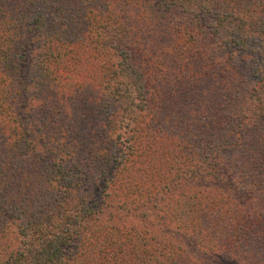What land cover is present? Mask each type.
Returning a JSON list of instances; mask_svg holds the SVG:
<instances>
[{
	"label": "trees",
	"instance_id": "trees-1",
	"mask_svg": "<svg viewBox=\"0 0 264 264\" xmlns=\"http://www.w3.org/2000/svg\"><path fill=\"white\" fill-rule=\"evenodd\" d=\"M174 11L180 17L168 21ZM202 21L206 31L197 32L213 37L218 56L200 53L196 40L181 46ZM31 27L39 34L29 38ZM173 55L174 72L163 59ZM244 55L260 60L251 79L240 65ZM88 62L98 64L93 81L105 99L103 129L113 144L94 161L83 155L84 141L74 142L75 132L62 128L53 136L49 112L41 119L32 113L42 95L51 99L63 91L74 67ZM143 62L159 67L162 92ZM196 101L202 102L199 113L189 116L187 107ZM136 110L144 112L140 122L128 119ZM27 112L33 128L42 124L41 138L55 157L50 164L30 137L32 127L23 124ZM184 115L187 128L175 131ZM262 118L264 0H0V264H198L185 241L205 245L214 225L225 229L218 237L221 252L239 248L247 222L260 225L264 208L253 207L248 216L235 205L216 214L203 201L206 193L230 200L239 190L248 206L260 200L253 192L264 196L255 178L264 170V141L246 140ZM124 122L131 131L121 133ZM252 146L260 161L244 157ZM88 176L102 181V192L88 187ZM182 187L206 190L187 194ZM134 193L163 206L161 212L174 211L162 218L179 220L180 244L168 241L171 226L153 231L120 222ZM184 207L190 216L181 223ZM229 222L237 228L230 230Z\"/></svg>",
	"mask_w": 264,
	"mask_h": 264
},
{
	"label": "rangeland",
	"instance_id": "rangeland-1",
	"mask_svg": "<svg viewBox=\"0 0 264 264\" xmlns=\"http://www.w3.org/2000/svg\"><path fill=\"white\" fill-rule=\"evenodd\" d=\"M20 1H23V0H20ZM79 4H80V1H79ZM179 15H180L179 11H174L173 13L168 15L167 20L168 21L176 20L177 18L180 17ZM206 23H207V19H206ZM198 28L199 29L202 28L204 31H206V26L203 21L201 22L199 26L193 29L194 32L188 33L186 36H184V39H182V41L180 42L181 46H184V47L188 46L189 44L187 43H190V41L192 40L193 42L196 40L197 47L201 48L200 53H205V52L210 53L211 52V53H214L215 56L216 55L218 56V53L220 51L216 48L215 41L213 42L214 40L213 37L211 35H207L204 32H201L202 30L197 32ZM33 33L34 35H36V34H39V31H34V29L31 27L30 31H28L27 37L31 38ZM204 34L207 35V38L205 39H203ZM27 44L29 45V49H31L30 46L32 45L29 42ZM225 55L226 57H228L229 54H225ZM174 56L175 55L168 57V58L167 57L163 58L167 62V65L170 71H173V72L176 71V69L179 66L177 61L175 62L173 61L175 60ZM239 57L236 58L237 59L236 62H239L238 61ZM259 61L260 60L255 55H250V56L244 55L243 62H241L240 65L244 68L243 73L245 74V77L251 79V74L253 73ZM85 64L86 66L81 67L80 69H77L76 67H74L73 71H74L75 76L71 75L69 77H72V79L65 81V89H63L64 92L61 90L54 91L53 92L54 95L51 96V99L50 97H47L46 95H42L41 99L43 102H41V104L36 105L32 113L35 115V117L41 119V117H43L45 113L49 112V114L52 116L51 125L53 127L49 131L50 133L51 132L53 133L52 134L53 136L55 135L58 137L60 135V131L62 128L65 129L66 131H67V128H69L70 132H75L76 140L74 142L79 143L81 141H84L86 143L85 145L86 147L83 151V155L85 153L88 154L86 157H91V161H94V159L95 160L97 159L95 158L97 154L102 155L103 157V155H105L107 151L111 149L113 144H111V142L107 140V138H105V136L108 135L107 133L109 129H103L104 116H101V107L104 105L105 99L101 96V94L98 91L99 89L97 88V84H98L97 80L93 81L95 78V77L93 78V75L95 76L97 74L98 64L90 63V62L85 63ZM142 67L143 69L148 68L150 72L153 75H155L156 78L154 82L158 90H160L159 86L161 84L162 78H158L159 75L161 74V71H159V67L158 69L153 66L150 67L148 62L146 63L143 62ZM169 69L167 71L168 74H169ZM175 81L176 79L174 78V82ZM184 86H186V83ZM229 87L231 88V85ZM160 91L162 92L163 88H161ZM138 94H134V97L139 98ZM46 101H49V102H46ZM206 101H210V99H207ZM136 103L139 105L142 104L141 100H136ZM159 103L162 104L163 102L159 100ZM200 103L202 102L196 101L188 105L187 109L189 110V114H190L189 116L198 115L199 110H200L199 109ZM136 111L137 112L133 113L134 115H130V116L128 115V119H135V121L140 122L142 121L144 112L142 113L138 110ZM27 113L26 115L23 114V124H25V128H27V125H30V127H32L29 129L30 137L36 139L38 143L44 147V148L39 147L38 149L44 154L46 158L43 160V162L46 161L48 164H50V160L52 159L55 160V157L51 156V154L49 153V148H47L48 147L47 142H45L43 137L41 138L42 132H40V129L42 127V124L39 125L38 127L36 126L33 128L34 123L31 120V116L29 115V112ZM186 117L187 116L184 115L183 117H181L179 120H177L173 124L175 125L174 126L175 131L185 130V128H187L188 121L187 119L185 120ZM135 126L133 124L132 127H135ZM130 127L131 126L127 127L126 123L124 122L121 133L127 130L131 131ZM246 137L248 138L246 140L250 141L251 143H255V145L258 144L259 141H264V139H262L264 137V118H262V120L257 122L256 129H251L250 131H248V133L246 134ZM64 143L67 144V138L64 141ZM49 147L51 150L52 147L51 146ZM100 149L102 150L106 149V153H102L101 151H99ZM117 149L121 151L123 149L122 145L117 146ZM249 149L250 151H248L247 153L244 152V157H246L247 160L248 159L250 160L256 157L260 161L259 159L260 156L257 153V151H255L254 147L252 146ZM261 153L264 154V146L262 147ZM242 154L243 152L240 151V155ZM147 158H148L149 164L154 165L155 163V166L157 165L158 167L157 161L154 162L153 160H151L149 158V155H147ZM262 158L263 159L260 162H262L263 165H260V169L262 166L264 167V157ZM230 164L228 163L229 169H231ZM234 167H236V165H234ZM44 171H45L44 175H46V170ZM96 177L97 176L87 177L88 182H89L88 187L94 193H96L97 191L102 192L103 183L100 180H96ZM255 178L257 181H260L264 185V170H262L261 173L259 174L255 173ZM246 180L250 181L251 178H249V176L246 175ZM136 181H138V178H136ZM203 190H206V189H200L198 187H194L193 189L186 188V187L181 188V191L186 192L187 194H191V193L197 194L198 192L203 191ZM238 192L239 193H237V196H234L233 199H230V200L222 197L224 198L223 201L226 200L225 204L223 201L219 199L218 200L215 199L216 193H214L213 195L212 194L209 195L206 193L205 196H208V199L206 201L205 200L203 201V206L206 208V210H208V213L211 212V213H216V214L220 213L222 210L223 212H225V210L227 209L228 211L231 209H234L235 205H237V209L239 208L238 211L240 215L247 214L248 216H250L251 208L253 207H259L258 211L263 210L264 196L262 197V193L261 194L259 193V195H257L256 193L253 192L254 197L255 198L259 197L260 200L259 199L255 200L253 203L249 202L247 204L248 206H243L245 205L246 203L245 201L247 200L246 193L239 191V190ZM137 197L138 196L135 195L134 193V196L129 198L131 201V204L128 205L125 209L120 210V213H121L120 222H122V220L127 219L126 221L128 223H133V222L139 223L140 224L139 227H143V228H146L148 230H153V231L162 230L164 227L171 226L170 228L171 230L166 231L165 235L169 242L180 244L183 238L181 237L180 231L175 229L177 227V222H179V220L170 221V220L162 218V217H166V215H169V214L173 215L174 211L170 210L169 214H167L166 212L168 209L166 208L165 212H161L160 209H163V206H160V209H157L155 206L158 203L155 204L154 202H148L147 199L140 200L141 197L140 198H137ZM112 204L114 203L112 202ZM108 210L112 213H115L116 207L114 208L111 207ZM194 210L195 209H191V214L194 213ZM180 211H183L182 214H184V216L183 215L181 216L182 220H180L182 221L181 223H183L184 221L188 219L190 214L187 213V210L185 207L182 208ZM208 213L204 214V216L205 215L207 216ZM230 217L233 218L232 216ZM249 218H252V216ZM262 218L263 219L260 225H258V222L256 221L255 223L247 222L246 224L247 232L244 233L246 238L243 240H240V242L241 241L242 242L238 246L239 248H230L229 251L224 250L221 252L217 247L218 240H219L218 237L221 236V233L225 230L224 229L221 232H218V229H216L215 227L217 225H214V227L210 229L209 231L210 238L207 240L205 245L197 246L195 243L196 242L195 240L187 239L185 241V244L187 243L186 245L188 246V251H190V253H194L195 251L196 253L194 256L195 258L191 259L192 263L197 262L198 264H264V214ZM254 219L257 220L256 218ZM117 220L119 221V217H117ZM230 224H231V227L228 226L230 230H233V229L235 230V228H237L236 226L237 223L234 222ZM252 243H254V245H251ZM185 244H181V246L183 245L185 248L186 247ZM235 249H238V250H235ZM251 250H252V253H251ZM234 251H238V253ZM257 254L259 255L258 257L260 258L258 260L255 259V257H257Z\"/></svg>",
	"mask_w": 264,
	"mask_h": 264
}]
</instances>
